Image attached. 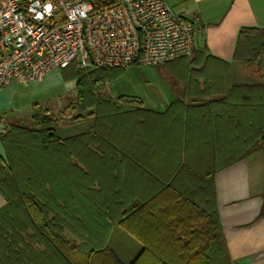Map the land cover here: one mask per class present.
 Listing matches in <instances>:
<instances>
[{"label":"trees","instance_id":"16d2710c","mask_svg":"<svg viewBox=\"0 0 264 264\" xmlns=\"http://www.w3.org/2000/svg\"><path fill=\"white\" fill-rule=\"evenodd\" d=\"M241 30L245 62L264 66V28ZM206 65L200 94L191 68L186 93L163 110L107 93L127 67L62 68L76 80L72 103L57 113L35 103L31 124L1 134L0 264H126L109 245L116 226L143 247L128 264H232L215 175L264 150V83L237 84L214 56ZM67 116L92 124L62 137Z\"/></svg>","mask_w":264,"mask_h":264},{"label":"built area","instance_id":"2783aa9c","mask_svg":"<svg viewBox=\"0 0 264 264\" xmlns=\"http://www.w3.org/2000/svg\"><path fill=\"white\" fill-rule=\"evenodd\" d=\"M196 16L167 0H0V91L70 64L157 66L191 56ZM7 123L0 120V134Z\"/></svg>","mask_w":264,"mask_h":264},{"label":"crops","instance_id":"0c3cea01","mask_svg":"<svg viewBox=\"0 0 264 264\" xmlns=\"http://www.w3.org/2000/svg\"><path fill=\"white\" fill-rule=\"evenodd\" d=\"M167 2L181 15L198 17L201 28L195 32L191 56L182 61L179 58L169 63L151 66L165 67L172 75L169 79L170 85L165 90L169 96L159 110L165 109L176 97L186 93L190 75L193 74L190 72L191 68L195 69V95L200 94L206 86L205 77L213 72V68L206 65V56L230 62L234 70L237 59L244 60L247 55L246 50L238 48L241 29L264 28V0H167ZM193 58L195 64L192 65ZM233 73L237 84L264 83V66L258 62L251 64L249 69L240 71L238 76L235 71ZM57 74H61V69H53L40 81L13 83L3 88L0 91V120L6 123H23L21 121L24 119L31 120L35 103L40 104L35 98L36 92L39 88L45 87L50 78ZM73 84H76V80H73ZM82 132L84 131L75 134ZM75 134L60 135L67 137ZM0 157L7 159L1 134ZM215 186L218 212L232 264H264V150H257L217 172ZM6 203V199L0 193V209ZM120 228L122 227L116 226L112 229L109 245L110 240L124 245L122 252L132 261L143 247L134 237L136 241L128 239ZM118 255L123 260V254Z\"/></svg>","mask_w":264,"mask_h":264},{"label":"rangeland","instance_id":"374dc122","mask_svg":"<svg viewBox=\"0 0 264 264\" xmlns=\"http://www.w3.org/2000/svg\"><path fill=\"white\" fill-rule=\"evenodd\" d=\"M250 66L251 65L244 62V60L237 59L233 71H235V74L238 76L240 71L249 69ZM171 77L170 71L165 67H151L135 64L129 66L118 79L108 83L105 90L113 96L122 93L139 96L147 106L158 109L163 106V102L167 99V96H169L168 93L166 94L165 90L170 85L169 79ZM74 86L73 80L65 79L61 72L60 75L57 74V76L51 77L45 87L39 88L35 94V98L42 105V108L52 107L55 109V113H57L56 111L66 108L68 104L70 102L72 103L74 100V93L71 91ZM18 121H20V119ZM21 122L26 124L32 123L29 119H24ZM91 122L92 119L89 118L83 122H74L67 116L59 121L57 130L61 135L75 134L88 129ZM120 231H123L131 241H136L122 228H120ZM110 246L121 255L123 254L122 258L124 263L128 264L132 262L129 259L130 257L124 255L122 252V246L124 245L114 243L110 240Z\"/></svg>","mask_w":264,"mask_h":264}]
</instances>
